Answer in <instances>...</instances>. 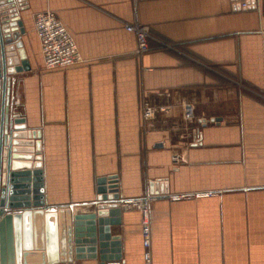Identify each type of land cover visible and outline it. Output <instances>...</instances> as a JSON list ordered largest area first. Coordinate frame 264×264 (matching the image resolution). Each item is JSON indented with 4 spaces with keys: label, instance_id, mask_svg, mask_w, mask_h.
<instances>
[{
    "label": "crops",
    "instance_id": "crops-1",
    "mask_svg": "<svg viewBox=\"0 0 264 264\" xmlns=\"http://www.w3.org/2000/svg\"><path fill=\"white\" fill-rule=\"evenodd\" d=\"M251 1L25 0L30 69L11 75L8 100L39 132L45 206L86 214L98 178L114 176L121 201L163 180L167 194L149 206L150 264H264V0ZM47 9L82 62L43 68L33 17ZM134 19L149 34L139 57L124 29ZM142 102L168 111L143 123ZM180 195L190 197L169 198ZM109 228L117 263L143 264L139 213L121 211Z\"/></svg>",
    "mask_w": 264,
    "mask_h": 264
},
{
    "label": "water",
    "instance_id": "water-1",
    "mask_svg": "<svg viewBox=\"0 0 264 264\" xmlns=\"http://www.w3.org/2000/svg\"><path fill=\"white\" fill-rule=\"evenodd\" d=\"M24 2L0 0V264L117 262L120 242L109 228L119 225L121 213L114 176L96 180L95 199L85 205L90 213L45 206L39 132L25 128L8 100L11 75L30 69L21 39ZM147 190L167 194L163 180L149 181Z\"/></svg>",
    "mask_w": 264,
    "mask_h": 264
},
{
    "label": "built area",
    "instance_id": "built-area-1",
    "mask_svg": "<svg viewBox=\"0 0 264 264\" xmlns=\"http://www.w3.org/2000/svg\"><path fill=\"white\" fill-rule=\"evenodd\" d=\"M247 5L242 2L240 7L244 8ZM34 32L39 40L40 51L43 60V68L46 70H52L57 68H67L82 62V59L78 53L76 45L72 36L68 32L65 25L58 18V16L52 10H44L37 12L33 17ZM124 29L134 35L135 49L134 55L139 57L143 52L148 49V27L140 25L134 19L132 22L124 25ZM168 109L163 106L153 107L147 102L141 104V118L142 122L146 123L152 120L156 112H167ZM181 116L186 121L193 120V110L189 103H183L181 105ZM197 134V133H196ZM194 143H196L194 141ZM172 165H178L182 162V158L175 154L170 157ZM206 196V195H194V197ZM160 195H144L137 199L123 200L117 203V207L120 211L132 210L139 213L140 216V234L141 245L143 248L142 261L143 264H150L149 254V222L148 213L150 204L159 198ZM189 195H180L169 197L170 200H178L189 198ZM65 264H74L73 262H67ZM119 264V263H112Z\"/></svg>",
    "mask_w": 264,
    "mask_h": 264
}]
</instances>
